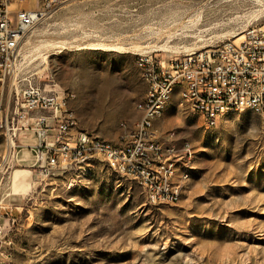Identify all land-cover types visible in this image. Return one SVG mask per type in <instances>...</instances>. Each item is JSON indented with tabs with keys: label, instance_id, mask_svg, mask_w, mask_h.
Returning a JSON list of instances; mask_svg holds the SVG:
<instances>
[{
	"label": "rangeland",
	"instance_id": "1",
	"mask_svg": "<svg viewBox=\"0 0 264 264\" xmlns=\"http://www.w3.org/2000/svg\"><path fill=\"white\" fill-rule=\"evenodd\" d=\"M263 3L69 0L25 35L5 87L31 81L72 93L68 108L80 129L120 144L146 93L136 53L169 59L239 39L264 22ZM153 130L194 147L176 204L149 203L100 158L42 175L35 154L22 145L9 153L0 131V264H264L260 115L230 111L207 127L175 91ZM16 139L22 144L24 134Z\"/></svg>",
	"mask_w": 264,
	"mask_h": 264
},
{
	"label": "built area",
	"instance_id": "2",
	"mask_svg": "<svg viewBox=\"0 0 264 264\" xmlns=\"http://www.w3.org/2000/svg\"><path fill=\"white\" fill-rule=\"evenodd\" d=\"M67 1L38 0L32 8L31 0H0V131H7V148L14 154L19 146L17 133L34 130L35 143L28 148L35 154L40 174L100 158L111 170L134 180L149 203H178L181 197H177L179 186L172 168L187 165L194 147L186 140L185 148H177L158 139L153 130L166 85L172 82L183 86L189 105L198 108L207 127L219 125L224 109L240 111L245 105L257 106L264 125V22L244 28L239 39L169 59L155 50L136 53L148 85L146 100L138 101L136 108L145 104L146 114L121 135L120 144L80 129L68 108L72 93L54 87L47 91L31 81L24 88L13 82L8 90L6 80L14 73L23 38Z\"/></svg>",
	"mask_w": 264,
	"mask_h": 264
},
{
	"label": "bare ground",
	"instance_id": "3",
	"mask_svg": "<svg viewBox=\"0 0 264 264\" xmlns=\"http://www.w3.org/2000/svg\"><path fill=\"white\" fill-rule=\"evenodd\" d=\"M257 1L260 3V0H257ZM234 36H236V35H234ZM136 66H137V68H138V70L140 72L141 78L143 79V81H144V83L146 85L145 97L142 100V101H145L146 100V96L148 95L147 78H144V71H143L142 68H140V66H138V61H136ZM175 91H178L179 105H184L185 104V105H187V106H189L191 108V106L189 105V95L185 92V90L183 89V86H180L179 82H172V84L166 85V88H165V97L166 98H163L162 102H161V116H162V114H163L168 102L171 100L172 94ZM139 108L141 110V117H143L146 114L145 104H139ZM191 109L196 111V112H198V113H200L198 108H191ZM247 109L257 113L262 118V115H261L260 111H257V106L245 105V106L241 107L240 111L247 110ZM230 111H233V108L224 109L222 116L225 113L230 112ZM141 117H140V119H141ZM3 132L7 134V131H3ZM174 146H177V148H185L186 141H183L180 144H175L174 143ZM193 157H194V150H191L189 152V155H188V158H187V165L179 166V167H173L172 168V175L174 176L175 184L179 186L177 188V197H181L182 193L184 192V190L186 188V182L190 179L191 167L193 165V163H192ZM115 172L121 174V172H118V171H115Z\"/></svg>",
	"mask_w": 264,
	"mask_h": 264
},
{
	"label": "crops",
	"instance_id": "4",
	"mask_svg": "<svg viewBox=\"0 0 264 264\" xmlns=\"http://www.w3.org/2000/svg\"><path fill=\"white\" fill-rule=\"evenodd\" d=\"M155 121H156V119L154 120V124H155ZM18 134L19 135L24 134V138H25V140L22 141L23 143L21 144V142H20V144H18V145L19 146L22 145L23 147H25L31 153L30 149L28 148V146L31 145V144L30 143L28 144V141H29V138H32V137L34 138L35 137L34 136V130L33 129L23 130V131H20ZM21 151H23V149H21Z\"/></svg>",
	"mask_w": 264,
	"mask_h": 264
}]
</instances>
